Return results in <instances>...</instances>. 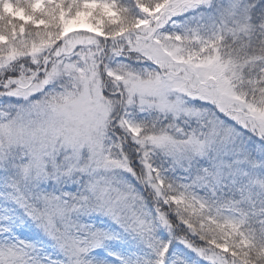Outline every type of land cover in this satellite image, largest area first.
Listing matches in <instances>:
<instances>
[{"label":"snow or ice","instance_id":"6c2138e0","mask_svg":"<svg viewBox=\"0 0 264 264\" xmlns=\"http://www.w3.org/2000/svg\"><path fill=\"white\" fill-rule=\"evenodd\" d=\"M0 264H264V0H0Z\"/></svg>","mask_w":264,"mask_h":264}]
</instances>
